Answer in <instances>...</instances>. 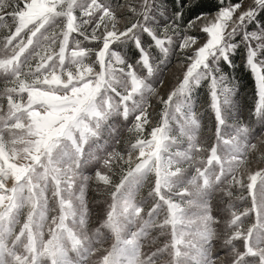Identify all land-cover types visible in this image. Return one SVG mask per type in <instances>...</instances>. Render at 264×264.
<instances>
[{"label":"rangeland","instance_id":"374dc122","mask_svg":"<svg viewBox=\"0 0 264 264\" xmlns=\"http://www.w3.org/2000/svg\"><path fill=\"white\" fill-rule=\"evenodd\" d=\"M158 11L0 0V264H264V81L239 13L210 38L211 16L187 35L219 53L236 29L245 115L243 93L206 71L207 50L193 62L180 49L192 18L177 28Z\"/></svg>","mask_w":264,"mask_h":264},{"label":"snow or ice","instance_id":"6c2138e0","mask_svg":"<svg viewBox=\"0 0 264 264\" xmlns=\"http://www.w3.org/2000/svg\"><path fill=\"white\" fill-rule=\"evenodd\" d=\"M177 3L179 8H187L192 13V19L189 21V24L183 26L185 35L182 38L180 49L183 51L189 46V44H191L194 52L193 56H190L189 59L193 62H202L196 61L195 57L207 50L206 71H210L213 77H215L217 73H220V69L217 67L219 61L223 60L225 63H229L231 66L230 57L233 54L234 48L237 47V44L232 43V41H234L239 34L236 32V29L233 28L231 34L228 37V44L225 47H222L219 50V53H215L212 50V46L209 45L208 39H206L205 42L198 44L197 36L187 35V33L193 28L197 21H203L205 17L211 16L213 17V20H210L208 24H203L200 28V32L207 34V36L210 38V26L213 25L214 22H223L225 16L228 17L229 21H231V18L237 16V13H239L237 19L243 25L244 29L241 39L244 40L247 45L246 64L250 68L255 78V82L258 79L264 81V59L261 58L259 61H257V57L259 56L258 53L261 49H264V25H262L258 19V17L261 16V13H264V0H253V7H249L246 3H244V0H218L220 8L218 9V12L213 15L204 14V6L197 3V0H177ZM197 13H200L201 15H197ZM181 16L182 13L177 10L175 12L177 21ZM252 23L256 24V28L252 32H248L247 26ZM173 24L177 28L181 27L178 22ZM225 27H227L226 24ZM146 36L152 41V43H160V41L156 40L154 34L151 32H146ZM221 39H224V37H221ZM253 41H256L255 48L252 46ZM217 43H219V41H217ZM136 47L140 53L137 62H140V58L143 55V49L139 42H137ZM213 64L216 66L213 67ZM146 71H150V68H146ZM257 71H259V76H257ZM220 78L224 79L223 76ZM257 91L258 97L264 99V96L260 95L259 89Z\"/></svg>","mask_w":264,"mask_h":264},{"label":"trees","instance_id":"16d2710c","mask_svg":"<svg viewBox=\"0 0 264 264\" xmlns=\"http://www.w3.org/2000/svg\"><path fill=\"white\" fill-rule=\"evenodd\" d=\"M197 3L204 6L205 11H212L217 9L220 4L218 0H197ZM157 9L159 10V15H168L169 19L172 23L178 22L180 26L185 25L191 18L192 13L187 8H179L177 0H156ZM159 7V8H158ZM180 11L182 16L178 19L175 17V12ZM161 13V14H160ZM199 13H197L198 15ZM260 23L264 25V13H261V16L258 17ZM249 28H255L256 24L252 23L248 25ZM129 51H126V55H128L129 59L134 57L135 53L131 47H129ZM241 47H237L234 49L233 54L230 57L231 66H227V64L223 63L220 65V70L224 72V78L227 83L232 84L235 86L239 92L243 93V107L245 109V114L248 113L249 108L252 107L253 104V88L251 84V76L249 73L248 68L243 64L241 57H240ZM257 59H264V49H261L258 53ZM201 89V88H200ZM199 89V90H200ZM198 90V91H199ZM203 91V90H202ZM202 91L201 92V99L205 101V97ZM206 114V118H209V114ZM249 115V114H248ZM205 119L203 120V122Z\"/></svg>","mask_w":264,"mask_h":264},{"label":"crops","instance_id":"0c3cea01","mask_svg":"<svg viewBox=\"0 0 264 264\" xmlns=\"http://www.w3.org/2000/svg\"><path fill=\"white\" fill-rule=\"evenodd\" d=\"M252 112H253V111H252ZM252 112H251V116L248 117V121H247V122L249 123V125H251L252 121L255 119V116L253 115L254 113L252 114ZM250 119H253V120L250 121ZM121 120H122V122H123V121L126 120V118H124L123 115H122ZM221 122H224V121L222 120ZM247 122H246V123H247Z\"/></svg>","mask_w":264,"mask_h":264},{"label":"clouds","instance_id":"9594fccd","mask_svg":"<svg viewBox=\"0 0 264 264\" xmlns=\"http://www.w3.org/2000/svg\"><path fill=\"white\" fill-rule=\"evenodd\" d=\"M141 209H138L137 211H140ZM234 222V221H233ZM214 230L209 229V233L211 234Z\"/></svg>","mask_w":264,"mask_h":264}]
</instances>
